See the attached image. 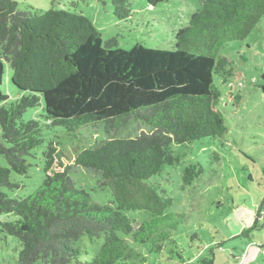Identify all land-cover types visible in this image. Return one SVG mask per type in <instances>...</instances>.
<instances>
[{
  "label": "trees",
  "instance_id": "16d2710c",
  "mask_svg": "<svg viewBox=\"0 0 264 264\" xmlns=\"http://www.w3.org/2000/svg\"><path fill=\"white\" fill-rule=\"evenodd\" d=\"M168 1L145 0L152 7ZM198 1L199 10L173 32L169 47L136 44L125 51L115 39L104 42L81 14L54 5L21 11L0 0V87L8 64L19 92L16 103L7 104L0 91V156L6 163L0 166V216L8 218L0 222V238L21 244L17 264H143L147 256L132 244L147 255L177 249L186 216L169 211L173 200L155 177L179 162L172 145L226 133L216 79L223 84L237 73L219 50L244 40L264 17V0ZM111 4L118 20L130 17L128 0ZM37 107L42 122L24 121ZM133 123L147 130L116 138ZM87 127L102 130L104 138L83 146ZM54 128L81 134L72 162L50 140L42 153V183L23 199L8 197L5 191L24 188L14 177L28 178L27 158L44 144V130ZM75 167L96 175L99 188L110 193L108 205L75 187ZM202 176L200 165L187 166L182 187ZM142 212L145 220L131 219ZM263 220L264 200L253 225L236 238H249ZM83 237L99 248L77 246ZM195 264H214L213 256Z\"/></svg>",
  "mask_w": 264,
  "mask_h": 264
},
{
  "label": "rangeland",
  "instance_id": "374dc122",
  "mask_svg": "<svg viewBox=\"0 0 264 264\" xmlns=\"http://www.w3.org/2000/svg\"><path fill=\"white\" fill-rule=\"evenodd\" d=\"M21 11L55 9L81 14L100 33L102 40H116L117 47L129 51L140 44L148 48L169 47L173 32L188 25V18L199 10L198 0H170L155 7L145 0H128L130 17L118 20L113 15L111 0H11ZM228 58L236 77L216 79L221 98L218 109L223 116L226 133L220 138L204 139L191 144L172 145L179 162L166 167L155 177L161 190L173 200L169 211L185 214V223L176 236L177 249L169 247L158 255H147L140 246L132 244L146 261L143 264H195L200 258L213 256L214 264H264V225L251 232L249 238H236L250 228L258 206L264 200V17L242 41L228 43L219 50ZM0 87L7 104L18 100L19 92L11 84V68L4 65ZM41 107L27 111L24 121L38 120ZM145 125L133 123L117 133L116 138L133 137L146 131ZM44 144L27 158L28 178L15 176L24 182V188L5 191L10 198L23 199L42 183L44 152L50 140L57 142L69 162H72L76 137L61 129L44 130ZM82 145L104 138L102 130L87 127L82 131ZM198 164L203 176L190 186L182 187L181 174L189 166ZM0 166L6 167L0 156ZM75 187L91 195L93 201L108 205L111 196L98 186L96 175L74 168ZM145 212L133 213L131 219L139 222L147 218ZM0 216V222L7 221ZM264 221V220H263ZM262 221V222H263ZM264 223V222H263ZM77 246L92 252L99 242L83 237ZM21 244L13 237L0 238V264H17ZM172 251V253L170 252Z\"/></svg>",
  "mask_w": 264,
  "mask_h": 264
}]
</instances>
